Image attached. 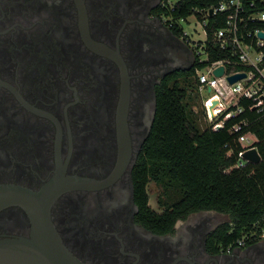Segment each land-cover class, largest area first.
<instances>
[{
  "label": "flooded vegetation",
  "instance_id": "flooded-vegetation-1",
  "mask_svg": "<svg viewBox=\"0 0 264 264\" xmlns=\"http://www.w3.org/2000/svg\"><path fill=\"white\" fill-rule=\"evenodd\" d=\"M168 5L0 0V238L29 235L19 190L39 192L58 176L71 188L51 219L83 262L264 264V238L230 249L214 241L225 213L194 211L167 232L138 219L133 170L158 89L195 59L164 21Z\"/></svg>",
  "mask_w": 264,
  "mask_h": 264
},
{
  "label": "trees",
  "instance_id": "trees-1",
  "mask_svg": "<svg viewBox=\"0 0 264 264\" xmlns=\"http://www.w3.org/2000/svg\"><path fill=\"white\" fill-rule=\"evenodd\" d=\"M214 3L215 0H177L164 13L172 18L171 27L180 36L183 31L177 24L180 18L195 13L202 19L196 9ZM222 24L217 16L209 18L204 45L206 61L199 62L195 53L190 69L172 72L163 79L154 120L133 170V182L138 219L147 228L167 232L178 219L191 212L215 210L229 216L213 234L214 241L227 249L236 245L242 230L264 211V118L248 112L227 120L222 128L208 125L201 129L191 116L194 110L186 99L194 85L186 81L194 78L198 90L196 68L233 58L212 39L213 30ZM244 115L253 121L249 128L258 137L261 160L237 168L233 165L241 148L237 142L239 132L228 129ZM149 182L162 189L157 197L160 210L149 204Z\"/></svg>",
  "mask_w": 264,
  "mask_h": 264
},
{
  "label": "built area",
  "instance_id": "built-area-1",
  "mask_svg": "<svg viewBox=\"0 0 264 264\" xmlns=\"http://www.w3.org/2000/svg\"><path fill=\"white\" fill-rule=\"evenodd\" d=\"M175 1L177 0H168V6L173 8ZM263 4L264 0H215L214 4L196 9L201 13L202 19L193 13L177 21L183 29L180 37L192 45L195 53L199 55V62L207 60L204 45L208 37L209 18L217 16L223 22L220 27L213 30L212 39L221 49L229 51L233 58L215 60L195 70L198 91L208 93L203 97V109L209 125L214 128H222L227 120L248 112H255L258 118H264V37L259 35L260 32L264 33ZM190 16L202 22L204 40L200 38L192 40L188 30L181 25V21H185L188 25ZM164 21L172 25L170 16H165ZM193 31L198 32L195 27ZM219 66H223L224 71L221 76H216L213 71ZM240 72L245 74L244 77L231 83L228 76ZM252 122L244 115L228 129L230 132H239L237 142L241 146L233 167L239 168L252 163L243 157V153L248 149L255 148L260 155L257 147L258 137L249 128ZM262 238H264V211L258 219L242 230L235 246H242L247 241Z\"/></svg>",
  "mask_w": 264,
  "mask_h": 264
},
{
  "label": "water",
  "instance_id": "water-1",
  "mask_svg": "<svg viewBox=\"0 0 264 264\" xmlns=\"http://www.w3.org/2000/svg\"><path fill=\"white\" fill-rule=\"evenodd\" d=\"M259 35L264 37L263 32ZM223 71V66H219L213 73L221 76ZM244 75L240 72L228 76V79L232 83ZM243 157L254 164L261 159L255 148L246 150ZM70 183L71 181L56 176L52 183L39 192L19 190L18 200L29 216L30 232L28 236L0 238V264H88L66 247L51 219L53 200L63 191L70 189ZM11 200L13 199H9Z\"/></svg>",
  "mask_w": 264,
  "mask_h": 264
},
{
  "label": "rangeland",
  "instance_id": "rangeland-1",
  "mask_svg": "<svg viewBox=\"0 0 264 264\" xmlns=\"http://www.w3.org/2000/svg\"><path fill=\"white\" fill-rule=\"evenodd\" d=\"M189 24L185 21H181V25H183L187 30L189 37L192 40L196 39H203L204 40V33L201 26V21L196 19L194 16L189 17ZM193 27L197 28L198 32L193 31ZM190 45V44H189ZM192 46V45H190ZM194 46V44H193ZM204 57V54L202 55ZM188 83L193 84L194 88L191 87V90H189L188 96H187V102L189 103V106L191 107V110L193 108L194 113L191 111V116L196 121L195 123L198 124V126L202 129L208 126L210 123L205 115L204 107H203V97H206L208 93L206 91H198L197 90V84L194 78L191 79V81H186ZM162 189L160 186H157L153 182H149L147 185V194L149 196V204L152 208L155 210H160V207L158 206L157 197L161 195Z\"/></svg>",
  "mask_w": 264,
  "mask_h": 264
}]
</instances>
